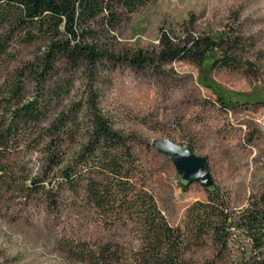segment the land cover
<instances>
[{
  "label": "rangeland",
  "instance_id": "rangeland-1",
  "mask_svg": "<svg viewBox=\"0 0 264 264\" xmlns=\"http://www.w3.org/2000/svg\"><path fill=\"white\" fill-rule=\"evenodd\" d=\"M140 2L125 18L118 12L120 19L112 29L104 28L102 19L91 25L101 33L102 49L151 54L160 32L180 36L188 29L217 35L234 26L245 47L242 60L250 67L217 69L211 59L202 65L169 62L144 70L103 63L95 85L99 107L115 130L134 137L144 187L171 226L180 227L188 208L205 202L207 192L197 184L182 185L172 162L153 148L158 140L167 139L204 158L215 186L236 213L264 193V0ZM9 33L0 26V39ZM44 46L40 41L24 42L16 31L0 56V87L14 80ZM58 68L52 82L71 80V84L50 120L55 112L82 101L88 87L80 70L71 72L64 63ZM23 85L28 98L31 79L25 76ZM43 160L39 151L20 157L17 182L26 185L39 177ZM137 241L129 228H104L88 207L72 202L65 192L57 209L41 197L25 200L16 191L0 195V264H88L69 257L65 245L118 243L128 251L138 246ZM184 258L192 264H229L216 259L209 244L191 246Z\"/></svg>",
  "mask_w": 264,
  "mask_h": 264
},
{
  "label": "trees",
  "instance_id": "trees-1",
  "mask_svg": "<svg viewBox=\"0 0 264 264\" xmlns=\"http://www.w3.org/2000/svg\"><path fill=\"white\" fill-rule=\"evenodd\" d=\"M140 5V0H0V26L10 32L0 39V56L16 31L24 42L45 44L14 80L0 87V195L16 191L25 200L41 197L57 209L65 192L72 202L88 207L104 228L126 227L137 237L138 246L128 251L118 243L65 245L69 257L88 264H192L185 252L206 244L216 259L229 264H264V193L233 213L214 186L205 202L188 208L180 227L171 226L144 187L134 137L115 130L99 107L95 85L103 63L144 70L169 62L202 65L211 59L217 69L250 67L242 60L245 47L234 26L217 35L188 29L180 36L160 32L151 54L102 49L101 33L91 25L102 19L103 27L112 29L118 12L125 18ZM60 63L71 72L80 70L88 87L82 101L50 120L71 84L52 82ZM25 76L33 86L28 98ZM35 151L44 157L41 175L19 184L17 161Z\"/></svg>",
  "mask_w": 264,
  "mask_h": 264
},
{
  "label": "water",
  "instance_id": "water-1",
  "mask_svg": "<svg viewBox=\"0 0 264 264\" xmlns=\"http://www.w3.org/2000/svg\"><path fill=\"white\" fill-rule=\"evenodd\" d=\"M152 146L172 162L183 186L197 184L206 192L215 186L206 160L195 156L191 149L167 139L155 141Z\"/></svg>",
  "mask_w": 264,
  "mask_h": 264
}]
</instances>
